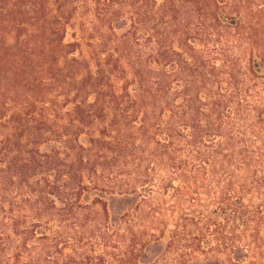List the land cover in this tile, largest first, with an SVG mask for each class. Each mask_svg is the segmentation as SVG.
Here are the masks:
<instances>
[{
    "label": "trees",
    "instance_id": "obj_1",
    "mask_svg": "<svg viewBox=\"0 0 264 264\" xmlns=\"http://www.w3.org/2000/svg\"><path fill=\"white\" fill-rule=\"evenodd\" d=\"M260 41L251 0H0V264H143L165 196L157 264L228 251L254 225L223 174H254Z\"/></svg>",
    "mask_w": 264,
    "mask_h": 264
},
{
    "label": "rangeland",
    "instance_id": "obj_2",
    "mask_svg": "<svg viewBox=\"0 0 264 264\" xmlns=\"http://www.w3.org/2000/svg\"><path fill=\"white\" fill-rule=\"evenodd\" d=\"M251 3L254 4V32L260 36V45L264 50V0H251ZM259 52L254 47V58L258 62L264 58V51H261L262 53L260 54ZM254 73L258 77L259 84L257 88H254L250 101L254 106L261 109L260 116L262 115L264 118V64L256 65ZM255 118L256 114H254V164H252L254 174H247L246 172L233 174L232 171H227L223 174L224 184L232 185L231 190L234 191L229 196L231 204L241 210L246 209L248 214L252 215V217L254 216V225L246 227L245 223H238L232 237L234 242L226 252L225 249L224 251L221 250V253L217 248L210 250L213 244L209 240L206 241L203 244L205 254L198 256V264H264V128L258 127ZM161 179V175L157 177V181ZM201 182L203 184L201 186V200L203 202L200 205L198 204V206H201L202 217L209 210L206 206H210L214 201V196L209 198L205 194L217 190V186L210 181L204 182L201 180ZM174 184V186H177V183ZM171 193L172 191L169 194ZM94 198L107 203L111 217H116L123 213V209L120 210L109 196L91 194L85 197L84 203L90 205ZM172 206H175L173 198L165 196L163 200V215L165 216L164 223L166 227H164V233L162 234L159 233L158 227H152L154 230H147V234H155L156 238L147 239V248L141 260L143 264H157L165 258L170 232L175 226V220L181 216V211H178L174 216L169 214ZM94 211L102 213L101 206H95ZM185 214H188V212ZM227 232L231 234L232 230ZM168 264H177V258H171Z\"/></svg>",
    "mask_w": 264,
    "mask_h": 264
}]
</instances>
